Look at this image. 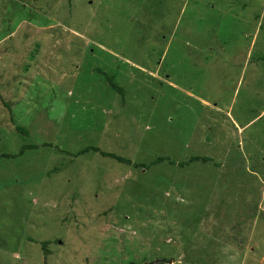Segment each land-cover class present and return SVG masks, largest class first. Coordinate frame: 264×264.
I'll return each mask as SVG.
<instances>
[{
  "label": "rangeland",
  "instance_id": "1",
  "mask_svg": "<svg viewBox=\"0 0 264 264\" xmlns=\"http://www.w3.org/2000/svg\"><path fill=\"white\" fill-rule=\"evenodd\" d=\"M169 261L264 264V0H0V264Z\"/></svg>",
  "mask_w": 264,
  "mask_h": 264
},
{
  "label": "trees",
  "instance_id": "2",
  "mask_svg": "<svg viewBox=\"0 0 264 264\" xmlns=\"http://www.w3.org/2000/svg\"><path fill=\"white\" fill-rule=\"evenodd\" d=\"M104 75L106 76L108 82L110 83V85L112 86V88L114 90H116L117 92H119L121 95H122V98L125 99V92H124V89L116 82L115 80V76L113 75H108L107 73L103 72ZM16 129L18 131H21L22 133H28V131L20 126H16ZM93 149L95 151H100L98 148H95L93 147ZM102 155L104 156H109V157H112V158H115L116 160L120 161V162H126V163H131V161L129 159H126L120 155H117V154H114V153H110V152H103V151H100ZM164 158L160 157L158 158L155 162H158V161H163ZM129 264H136L134 262H131Z\"/></svg>",
  "mask_w": 264,
  "mask_h": 264
},
{
  "label": "water",
  "instance_id": "3",
  "mask_svg": "<svg viewBox=\"0 0 264 264\" xmlns=\"http://www.w3.org/2000/svg\"><path fill=\"white\" fill-rule=\"evenodd\" d=\"M59 242L61 243V241H59ZM158 261H160V260H157V262H158ZM169 263L171 264V263H172V261H169Z\"/></svg>",
  "mask_w": 264,
  "mask_h": 264
}]
</instances>
